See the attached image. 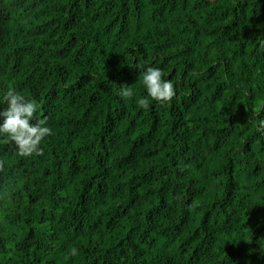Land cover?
<instances>
[{"label":"trees","instance_id":"16d2710c","mask_svg":"<svg viewBox=\"0 0 264 264\" xmlns=\"http://www.w3.org/2000/svg\"><path fill=\"white\" fill-rule=\"evenodd\" d=\"M262 41L264 0H0V92L53 129L0 137V264H264Z\"/></svg>","mask_w":264,"mask_h":264},{"label":"clouds","instance_id":"9594fccd","mask_svg":"<svg viewBox=\"0 0 264 264\" xmlns=\"http://www.w3.org/2000/svg\"><path fill=\"white\" fill-rule=\"evenodd\" d=\"M261 47H264V41ZM142 85L147 95L140 97L138 103L144 108L150 106L149 99L165 103L170 102L176 95L173 80L165 78L163 70L156 66L143 68ZM117 95L133 98L135 88L128 84L121 85L117 88ZM40 108V102L26 97L15 88L0 92V137L7 138L19 156L40 154L42 142L53 134L47 117L37 115ZM257 131L264 132V119H260ZM3 169L4 163L0 161V171Z\"/></svg>","mask_w":264,"mask_h":264}]
</instances>
